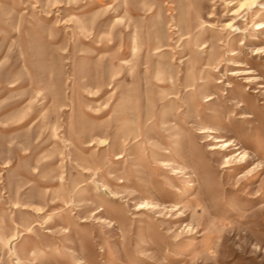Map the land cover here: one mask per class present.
Listing matches in <instances>:
<instances>
[{"label": "rangeland", "instance_id": "374dc122", "mask_svg": "<svg viewBox=\"0 0 264 264\" xmlns=\"http://www.w3.org/2000/svg\"><path fill=\"white\" fill-rule=\"evenodd\" d=\"M0 264H264V0H0Z\"/></svg>", "mask_w": 264, "mask_h": 264}, {"label": "bare ground", "instance_id": "6f19581e", "mask_svg": "<svg viewBox=\"0 0 264 264\" xmlns=\"http://www.w3.org/2000/svg\"><path fill=\"white\" fill-rule=\"evenodd\" d=\"M201 43H204V41L200 42V44ZM134 49H135V45L133 44L132 45V51H134ZM182 61H185V60H181V62ZM197 63L199 64L198 65L199 71H201V69H203V68H207V66H206L208 64L207 62H203L200 59V60H197ZM182 64L183 65H186V64H188V61L182 62ZM150 69H152V70H151V75H149V81L151 83H153L155 86H165V85H170L171 84V82H172L171 81L172 80V76L169 73H167L165 77H161V75H160V71L161 70L158 67V65H156V66L152 65L150 67ZM206 74H210V73L208 71H205V73L202 74V75L200 73H198L196 82L193 84V86H192V84H186V83H184L185 90L199 88L200 85H201V82H205V76H206ZM207 84H209V82H207ZM169 101H172V99H169ZM49 232H50V230H49ZM16 259L20 263V258L19 257H16Z\"/></svg>", "mask_w": 264, "mask_h": 264}]
</instances>
